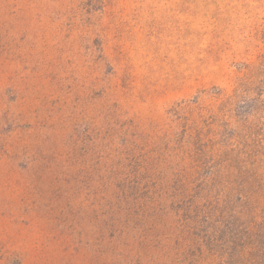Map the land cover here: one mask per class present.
<instances>
[{"label": "rangeland", "instance_id": "rangeland-1", "mask_svg": "<svg viewBox=\"0 0 264 264\" xmlns=\"http://www.w3.org/2000/svg\"><path fill=\"white\" fill-rule=\"evenodd\" d=\"M0 264H264V0H0Z\"/></svg>", "mask_w": 264, "mask_h": 264}]
</instances>
